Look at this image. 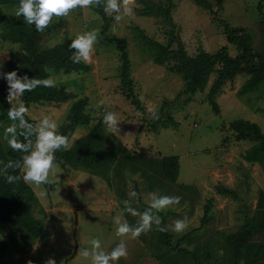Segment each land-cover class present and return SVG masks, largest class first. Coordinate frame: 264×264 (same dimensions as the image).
<instances>
[{
    "label": "rangeland",
    "instance_id": "1",
    "mask_svg": "<svg viewBox=\"0 0 264 264\" xmlns=\"http://www.w3.org/2000/svg\"><path fill=\"white\" fill-rule=\"evenodd\" d=\"M164 1L136 0L132 18L119 23L113 18L108 26L95 7L76 8L66 17H54L45 29L50 31L46 46L71 41L77 34L93 29H99L98 43L88 70L65 73L50 69L49 78L66 85L77 97L60 103L32 104L29 115L38 121L50 116L60 127L73 102L88 97L92 122L77 127L70 145L90 132L105 110L116 112L120 119V137L108 134L110 145L122 146L108 176L80 169L73 171L75 179L71 183L68 177L71 172L56 160V184H31L41 188L48 206L67 202L75 207L63 219L66 227L62 239L70 255L65 264H90L78 251L80 247L90 248L89 241L93 238H99L103 250L110 252L121 240L116 236L114 223L118 214L130 226H138L139 216L128 213L123 203L130 199L131 191L138 193L131 198V206L140 213L148 208L149 193L181 197L179 205L155 214L162 218L161 227L170 226L186 215L188 228L179 233L171 228L162 232L153 224L152 230L139 238H125L128 252L131 251L129 264H236L235 244L229 236L248 221L256 225V230L245 247L242 262L251 260L264 242V170L259 163L245 160V151L252 142L238 140L230 128L232 121L244 118L257 122L264 131V89L240 95V88L249 78L247 72L228 80L216 95L221 107L217 113L209 101L217 72L211 75L205 91L194 92L179 72L182 63L178 56L158 64L156 50L141 40L136 26L169 43L170 26L159 7ZM173 1L172 15L190 55L201 49L215 52L224 45L229 46L232 55H237L236 44L229 41L225 32L227 26L246 28L257 53L264 54V0H224L222 6L217 0H210L211 9L197 0ZM18 5L0 3V12L14 20L23 18L15 16ZM4 28L0 17V73L8 72L12 50L20 47L1 37ZM122 37L127 39L130 75L140 106L127 96L122 80L123 58L118 42ZM115 38L117 41H113ZM7 91V81L0 76V98ZM101 100L103 105L98 103ZM149 108L161 111L165 119L170 114L176 125L168 117L165 125L169 126L154 127L157 119L151 118ZM12 123L0 116V143L4 148L9 147L4 132ZM103 127L105 131L104 124ZM171 155L179 156L180 160V173L175 181L166 176L163 167V159ZM77 173L82 174L81 180L76 178ZM137 175L139 180L134 179ZM222 186L234 193H221ZM112 198L117 201L115 207L109 203ZM210 199L213 204L207 207ZM22 203H30L34 215L44 219L42 203L29 198L22 199ZM36 240L24 228L7 224L5 233L0 235V264L11 257H22L24 249H32ZM258 264H264V254Z\"/></svg>",
    "mask_w": 264,
    "mask_h": 264
},
{
    "label": "trees",
    "instance_id": "2",
    "mask_svg": "<svg viewBox=\"0 0 264 264\" xmlns=\"http://www.w3.org/2000/svg\"><path fill=\"white\" fill-rule=\"evenodd\" d=\"M197 2L209 9L212 8L210 0H197ZM224 0H217L219 6L223 5ZM1 4H19V0H0ZM165 14L169 23L170 42L163 43L152 36H149L145 30L136 26L141 40L149 46L153 47L156 54V62L164 64L168 58L178 56L182 66L179 72L183 79L187 81L190 90L205 91L211 75L217 72L216 81L213 83L209 101L213 109L221 112L220 104L216 99V95L228 80H234L238 75L247 72L248 80L240 88V95L248 92L264 89V54L257 53L251 35L246 28L227 26L226 33L230 42L236 44L239 53L232 55L228 45L222 46L215 52H209L201 49L198 54L190 55L186 50L178 26L172 15L175 7L173 0H166L159 5ZM106 26L111 25L113 16L106 14L103 10V3L99 7H95ZM1 20L4 24V30L1 37L4 40L20 45L14 48L11 58L8 61V72L15 70L18 75H28L29 78L46 79L50 77V69L56 71H64L72 73L74 71H86L90 68L89 64L83 62L74 63L70 57L74 53V49H70V40L61 41L54 46H46L45 41L49 35V30L38 32L35 25H28L24 22V18L12 19L6 13L0 12ZM115 38L113 41H117ZM120 43V51L123 58V83L126 87V94L132 99L137 106L141 105L137 94L133 87V80L130 75L131 60L127 45V39L122 37L118 39ZM174 45V46H173ZM259 60V61H257ZM77 94L68 89L64 84H56L54 87H37L32 92H25L21 98L25 105L29 108L32 104H42L44 102L60 103L76 98ZM89 98L86 96L76 99L70 108V113L65 122L59 127L60 134L69 138V142L79 125L90 124L92 122V114L89 112ZM11 105L8 103L6 95L0 98V116L8 118V109ZM162 112L159 111V119L155 121L154 127L159 124L165 125L166 120L170 119L172 124L176 125L173 116L166 119L161 117ZM169 117V119H167ZM29 123H37L38 120L33 118L29 113L25 117ZM165 119V120H164ZM11 121V120H10ZM230 128L235 133L238 140H249L252 145L246 149L244 158L252 163H259L264 170V131L262 127L249 119L239 118L231 122ZM19 132V130H18ZM21 142L24 141L22 136L18 137ZM33 141L35 137H32ZM110 137L104 131L102 119L99 120L93 129L87 134L77 139L69 150L60 149L56 152V160L63 167H72L76 169H84L95 174L108 176L112 167L120 156V145H110L108 143ZM25 153L13 151L12 148L5 147L0 143V161L1 168L10 159L13 161H21ZM163 167L166 176L171 180H177L180 173L179 156L171 155L163 159ZM12 175L21 176L23 173L20 169L9 170ZM234 191L228 187L222 186L221 193ZM31 199L38 203L40 200L31 184L25 183L21 178L16 183H8L4 175H0V235L5 233L7 224L17 225L27 230L32 238L41 236L45 223L43 218H38L33 213V206L30 203L23 205L22 199ZM213 200L207 201V207L212 206ZM256 230V225L248 221L236 233H232L229 237L235 244L236 264H258L264 254V242L259 246L252 259L243 263L244 250L247 243L252 239ZM264 231V228H263ZM264 238V235H263ZM2 248L0 247V251ZM31 251L30 247L24 249V254L20 258L11 257L1 264H24L26 256Z\"/></svg>",
    "mask_w": 264,
    "mask_h": 264
},
{
    "label": "clouds",
    "instance_id": "3",
    "mask_svg": "<svg viewBox=\"0 0 264 264\" xmlns=\"http://www.w3.org/2000/svg\"><path fill=\"white\" fill-rule=\"evenodd\" d=\"M103 3V10L106 14L113 16L114 20L119 23L125 18L134 16L136 0H19L15 16H23L24 22L28 25H35L38 32H43L50 26L53 18H61L69 15L76 8L87 9L89 7H99ZM99 29L85 30L79 33L71 40L70 49H74L70 57L74 63L83 62L92 63V57L95 51V45L98 43ZM2 66V65H0ZM8 84L7 101L11 105L8 109V118L13 123L5 129L4 139L13 151L25 153L21 161L9 160L0 168V175H4L8 183H16L21 178L25 183L35 184H56L58 169L56 167V152L60 149L69 150L71 145L69 138L59 133L58 123L50 116H43L37 123H29L25 118L29 112L28 107L21 99L25 92H32L37 87H54L55 81L52 78L38 79L29 78L27 74L20 76L15 70L6 73H0ZM142 99V98H141ZM103 105L104 101L98 102ZM152 119H159L156 109L149 108ZM102 122L107 134H115L120 137L119 116L114 111L105 110ZM19 130V132H18ZM19 136L24 141L19 140ZM32 137H35L33 141ZM0 163H3L0 161ZM20 169L22 177L12 175L9 170ZM129 175V173H126ZM134 179L139 180L137 175ZM59 192V188L56 187ZM136 191L129 193L130 199L123 201L125 210L139 216V224L136 227L130 226L127 221L122 220L121 215L114 218L116 225V236L120 237V242L112 248L110 252L103 250L101 240L93 238L89 241L90 248L80 247L78 253L90 264H118L121 258H127L128 249L125 238L137 239L142 233L152 230L155 224L159 231H168L171 228L174 232H183L188 228V217L176 219L172 225L161 227L162 218L155 213L165 211L171 206L179 205L181 197L159 195L156 192L148 194V208L143 213L137 212L131 206V198L137 197ZM187 205H185L186 207ZM28 264H33L28 261ZM44 264H56L54 258H47Z\"/></svg>",
    "mask_w": 264,
    "mask_h": 264
},
{
    "label": "crops",
    "instance_id": "4",
    "mask_svg": "<svg viewBox=\"0 0 264 264\" xmlns=\"http://www.w3.org/2000/svg\"><path fill=\"white\" fill-rule=\"evenodd\" d=\"M69 169L71 174H68L71 183L74 182L75 173L73 171H79L80 169L72 168V167H65ZM84 170V169H82ZM86 171V170H85ZM78 180H81L82 174L77 173ZM33 187V186H32ZM33 189L35 190L40 203H42L43 210H44V223L45 227L40 237L37 238L34 246L32 247L29 254L26 256V260L24 264H28V261H32L33 264H44V261L51 257L54 258L56 264H65V259L70 260V255H68V249L63 242V229L66 227V223L64 222V216L66 215L67 211L73 210L75 207L69 203H63L61 205L56 206H48L46 201L43 199L44 197L41 195V188L34 186ZM112 207H115L117 201L112 198L110 202ZM63 222V224H62ZM128 243L126 242V245ZM75 256V254H74ZM79 256V255H78ZM131 251L128 252L127 258H121L118 261V264H129L131 261ZM77 256L73 257L72 259L75 260ZM71 259V260H72ZM69 262V261H68Z\"/></svg>",
    "mask_w": 264,
    "mask_h": 264
},
{
    "label": "built area",
    "instance_id": "5",
    "mask_svg": "<svg viewBox=\"0 0 264 264\" xmlns=\"http://www.w3.org/2000/svg\"><path fill=\"white\" fill-rule=\"evenodd\" d=\"M7 95H8V91H7V93H6V98H7Z\"/></svg>",
    "mask_w": 264,
    "mask_h": 264
},
{
    "label": "water",
    "instance_id": "6",
    "mask_svg": "<svg viewBox=\"0 0 264 264\" xmlns=\"http://www.w3.org/2000/svg\"><path fill=\"white\" fill-rule=\"evenodd\" d=\"M189 96V95H188Z\"/></svg>",
    "mask_w": 264,
    "mask_h": 264
}]
</instances>
